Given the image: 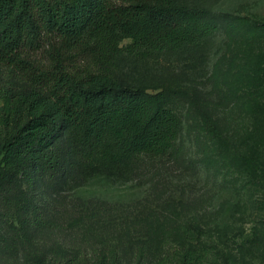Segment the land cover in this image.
I'll list each match as a JSON object with an SVG mask.
<instances>
[{
    "label": "rangeland",
    "instance_id": "1",
    "mask_svg": "<svg viewBox=\"0 0 264 264\" xmlns=\"http://www.w3.org/2000/svg\"><path fill=\"white\" fill-rule=\"evenodd\" d=\"M179 1L206 8L212 33L159 57L124 50L118 67L125 82L163 94L180 123L173 148L81 168L69 127L32 166L2 160L0 264H184L198 248L209 251L202 264H264V31L250 24L264 23V0ZM6 96L27 115L49 94L0 67V113Z\"/></svg>",
    "mask_w": 264,
    "mask_h": 264
},
{
    "label": "trees",
    "instance_id": "2",
    "mask_svg": "<svg viewBox=\"0 0 264 264\" xmlns=\"http://www.w3.org/2000/svg\"><path fill=\"white\" fill-rule=\"evenodd\" d=\"M208 17L206 8L179 0H0V67L49 94L27 115L20 100L5 97L0 129L9 133H0V164L15 158L32 166L36 152L69 127L80 133L81 168L169 153L180 130L176 115L162 93L125 82L119 61L124 50L153 58L190 49L212 33ZM250 24L264 31V23ZM240 158L257 165L250 154ZM208 254L192 249L182 260L202 264Z\"/></svg>",
    "mask_w": 264,
    "mask_h": 264
}]
</instances>
